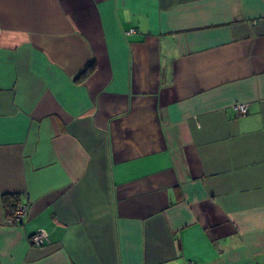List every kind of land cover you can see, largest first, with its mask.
Returning a JSON list of instances; mask_svg holds the SVG:
<instances>
[{
    "label": "crops",
    "instance_id": "0c3cea01",
    "mask_svg": "<svg viewBox=\"0 0 264 264\" xmlns=\"http://www.w3.org/2000/svg\"><path fill=\"white\" fill-rule=\"evenodd\" d=\"M0 27V264H264V0H0Z\"/></svg>",
    "mask_w": 264,
    "mask_h": 264
},
{
    "label": "built area",
    "instance_id": "2783aa9c",
    "mask_svg": "<svg viewBox=\"0 0 264 264\" xmlns=\"http://www.w3.org/2000/svg\"><path fill=\"white\" fill-rule=\"evenodd\" d=\"M133 31L134 29L131 28L130 32H133ZM0 32H1V27H0ZM232 108L238 114H245L248 111V104L247 103H234L232 105ZM26 213H27V206L19 204L14 212V215L12 217H9V219L15 222L22 221ZM29 239L33 245L40 246L48 240V236L45 231L39 229L35 231L33 234H31Z\"/></svg>",
    "mask_w": 264,
    "mask_h": 264
},
{
    "label": "trees",
    "instance_id": "16d2710c",
    "mask_svg": "<svg viewBox=\"0 0 264 264\" xmlns=\"http://www.w3.org/2000/svg\"><path fill=\"white\" fill-rule=\"evenodd\" d=\"M2 204L5 216L7 218L12 217L17 206L19 205V196L16 193H7L2 196Z\"/></svg>",
    "mask_w": 264,
    "mask_h": 264
}]
</instances>
